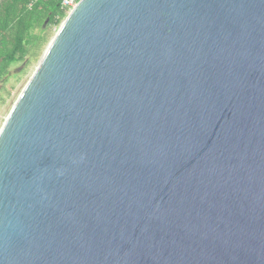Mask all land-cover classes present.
<instances>
[{
    "label": "water",
    "instance_id": "1",
    "mask_svg": "<svg viewBox=\"0 0 264 264\" xmlns=\"http://www.w3.org/2000/svg\"><path fill=\"white\" fill-rule=\"evenodd\" d=\"M0 264H264V0H81L0 127Z\"/></svg>",
    "mask_w": 264,
    "mask_h": 264
},
{
    "label": "trees",
    "instance_id": "2",
    "mask_svg": "<svg viewBox=\"0 0 264 264\" xmlns=\"http://www.w3.org/2000/svg\"><path fill=\"white\" fill-rule=\"evenodd\" d=\"M0 0V80L12 64L33 58L46 41L47 32L60 24L65 11L57 0Z\"/></svg>",
    "mask_w": 264,
    "mask_h": 264
},
{
    "label": "rangeland",
    "instance_id": "3",
    "mask_svg": "<svg viewBox=\"0 0 264 264\" xmlns=\"http://www.w3.org/2000/svg\"><path fill=\"white\" fill-rule=\"evenodd\" d=\"M69 13L65 12L64 18L57 27L51 28L46 34V41L33 58L25 57L22 61L14 63L9 68L8 74L0 80V127L14 104L18 94L32 77L38 62L46 47L54 38L61 23Z\"/></svg>",
    "mask_w": 264,
    "mask_h": 264
},
{
    "label": "built area",
    "instance_id": "4",
    "mask_svg": "<svg viewBox=\"0 0 264 264\" xmlns=\"http://www.w3.org/2000/svg\"><path fill=\"white\" fill-rule=\"evenodd\" d=\"M42 0H31L28 7ZM62 11L70 13L81 0H57Z\"/></svg>",
    "mask_w": 264,
    "mask_h": 264
}]
</instances>
